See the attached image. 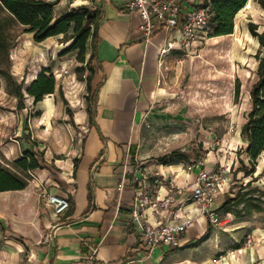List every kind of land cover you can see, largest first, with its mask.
I'll return each mask as SVG.
<instances>
[{
    "label": "crops",
    "instance_id": "0c3cea01",
    "mask_svg": "<svg viewBox=\"0 0 264 264\" xmlns=\"http://www.w3.org/2000/svg\"><path fill=\"white\" fill-rule=\"evenodd\" d=\"M77 1L69 2L66 11L79 5L103 10L91 84L93 124H89L86 103L76 111L69 108L72 117L66 126L71 139L64 151L52 152L46 147L44 134L34 133L33 124L29 127L37 146L22 139L0 148V167L9 168L26 182L21 190L0 192V264H264V222L234 224L230 235L213 229L194 203H188L180 214L193 218L183 236L185 245L149 251L141 244L129 219L133 187L126 179L123 190H118L125 161L127 178L143 174L150 184L157 172L166 178L174 177L178 187L194 183L196 176V172H186L178 164L148 163L149 155L143 148L147 122L159 121L163 104L172 95L161 82L169 57L179 51L160 56L159 50L166 39L161 30L145 42L138 27V13L126 10L128 0ZM64 113L68 115L65 109ZM72 126L78 129V136L74 137ZM241 126L237 132L243 142L240 149L246 144L240 136ZM40 145L46 149L42 158L36 157L40 168L24 173L9 166L25 150L37 154ZM56 148L53 146V151ZM238 157L245 162V155ZM209 161H204L205 169ZM258 165L264 168V151L253 174ZM236 174L244 181L253 176ZM233 184H222L213 203L216 211L223 210L225 194L232 196ZM41 188L66 198L69 208L55 215L41 197ZM155 195L159 199L166 197V187L159 186ZM179 197L172 194L171 205L160 214L154 215L148 209L147 221L158 225L171 220ZM208 226L211 229L207 238L200 241Z\"/></svg>",
    "mask_w": 264,
    "mask_h": 264
},
{
    "label": "rangeland",
    "instance_id": "374dc122",
    "mask_svg": "<svg viewBox=\"0 0 264 264\" xmlns=\"http://www.w3.org/2000/svg\"><path fill=\"white\" fill-rule=\"evenodd\" d=\"M73 1L79 2L60 0L55 16L66 12L68 3ZM249 22L255 23L258 31L264 25V12L254 0H248L234 18V33L225 37L208 35L189 50L169 57L161 84L172 95H168L170 97L163 104L164 112L159 121L147 122L143 142L149 155L148 163H158L157 157L178 150L188 154L186 161L178 163L180 167L185 168L192 162L204 164L208 159L206 170H225L231 182L236 184L233 193L251 192L247 198H255V202L250 200L235 207L231 204L230 209H219V214L216 211L221 225L213 229L230 235L234 224L258 225L264 222V204H261L264 203V168L258 165L256 173L245 181L236 174L241 160L237 152L243 146L237 132L246 121L250 108L248 92L255 81L257 66L254 55L258 43L247 31ZM0 24L8 47L7 52L0 49V68L7 70L22 85L24 92V108L18 111L17 99L8 93L10 88L0 75V148L10 141L16 144L24 138H29L24 140L33 144L29 127L33 124L34 133L44 134L42 138L46 147L52 152H62L71 139L66 126L70 117L64 109L67 105L76 111L85 107L87 102L84 77L88 74L85 69L88 54L81 63L78 52L69 51L73 40L68 36L58 35L40 43L33 42L32 36L24 33L23 28L2 9ZM43 70L53 76L55 88L52 94L44 96L41 103H35L25 94V89ZM72 127L74 137L78 136V129ZM53 146L57 147L55 151ZM36 150L43 153L46 149L40 145ZM243 158L248 164L246 157ZM246 181L250 183L246 184ZM254 204L262 207V211L251 210Z\"/></svg>",
    "mask_w": 264,
    "mask_h": 264
},
{
    "label": "trees",
    "instance_id": "16d2710c",
    "mask_svg": "<svg viewBox=\"0 0 264 264\" xmlns=\"http://www.w3.org/2000/svg\"><path fill=\"white\" fill-rule=\"evenodd\" d=\"M60 0H0V9L6 11L10 18L23 28V32L32 36L35 43L62 35L68 36L73 40L69 51L76 50L77 58L83 63L84 56L88 54V60L85 63V69L88 74L84 77L86 96V111L88 114L89 124H93L92 104L94 100V91H92V78L96 71L95 64V45L98 35V24L103 17L102 7L91 5H79L68 9L63 14L55 16V7ZM91 1V0H90ZM248 0H203V7L208 9L210 30L209 36H224L233 32L235 15L247 4ZM255 3L264 12V0H254ZM247 31L249 35L256 39L258 50L254 55L257 66L255 74L256 81L249 90L250 108L246 115V121L242 124L240 136L246 141L245 146L240 149L237 154L245 155L247 162L239 160L240 167L237 172H241L243 177L251 176L255 170L256 162L261 153L264 151V25L261 31L255 23H247ZM5 36L1 31L0 24V49L7 52L8 47L5 44ZM46 70L41 71L26 87L25 94L33 98L35 103L42 101L44 96L54 92L55 81L52 75L45 74ZM0 75L3 76L10 88V93L17 99V110L24 108L23 89L20 83H17L12 75L4 69L0 68ZM238 83V82H237ZM238 86H236V92ZM66 113L70 119L72 112L69 107H65ZM74 125V123H71ZM29 139V138H24ZM36 144L35 141L32 142ZM43 157L42 152H33V150H25L22 155L12 162V166L21 172L28 173L34 169L40 168V164L36 157ZM188 154L181 153L178 150L171 151L167 154L159 156L156 161L161 165H174L181 161H186ZM152 182V180H151ZM247 182L246 184H249ZM25 180L11 173L7 168L0 167V192L21 190L25 187ZM236 184L230 187L234 191ZM254 191V190H252ZM251 192H235L225 194L222 208L230 209L240 204L255 202V198H247ZM91 200V194L89 195ZM258 201V200H257ZM264 204V203H261ZM251 210L256 212L262 211L260 206H251ZM250 211V210H249ZM227 212V211H226ZM251 212V211H250ZM228 213V212H227ZM211 226H208L203 238H207Z\"/></svg>",
    "mask_w": 264,
    "mask_h": 264
},
{
    "label": "built area",
    "instance_id": "2783aa9c",
    "mask_svg": "<svg viewBox=\"0 0 264 264\" xmlns=\"http://www.w3.org/2000/svg\"><path fill=\"white\" fill-rule=\"evenodd\" d=\"M125 7L129 12L138 13V27L145 42H149L158 30L164 33L166 39L159 50L160 56L170 55L172 51L189 50L194 43L206 38L210 30L208 9L203 7V0H128ZM126 166L125 161L118 190H123L126 179L133 187L129 219L138 232L141 244L147 250L157 247L174 249L185 245L183 236L192 225L193 218L182 217L180 214L188 203L196 204L212 226L220 227L221 221L213 203L222 184L231 182L225 170L208 171L203 163L192 162L186 165L185 170L189 173L196 172L194 183L178 187L174 183V177L166 178L158 172L152 175L151 184L143 174H132L127 178ZM162 185L166 187L168 195L159 199L155 195L156 189ZM40 193L55 215L62 214L69 208L66 198L50 194L44 188H41ZM172 194L180 197L174 205L171 220L158 225L149 223L145 212L149 209L152 214L157 215L167 211L172 203Z\"/></svg>",
    "mask_w": 264,
    "mask_h": 264
}]
</instances>
